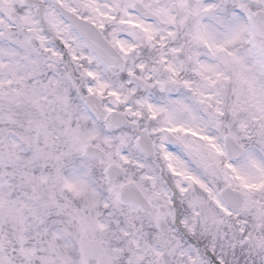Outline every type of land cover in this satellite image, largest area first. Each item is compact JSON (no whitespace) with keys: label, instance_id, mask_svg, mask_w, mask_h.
<instances>
[{"label":"snow or ice","instance_id":"1","mask_svg":"<svg viewBox=\"0 0 264 264\" xmlns=\"http://www.w3.org/2000/svg\"><path fill=\"white\" fill-rule=\"evenodd\" d=\"M0 264H264V0H0Z\"/></svg>","mask_w":264,"mask_h":264}]
</instances>
